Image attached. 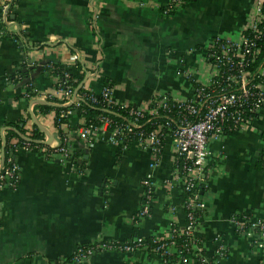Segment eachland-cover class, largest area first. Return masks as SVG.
Here are the masks:
<instances>
[{
	"label": "crops",
	"instance_id": "1",
	"mask_svg": "<svg viewBox=\"0 0 264 264\" xmlns=\"http://www.w3.org/2000/svg\"><path fill=\"white\" fill-rule=\"evenodd\" d=\"M169 1L0 0L2 144L8 125L22 119L24 135L36 125L42 140L52 135L53 144L60 141L55 111L39 108L47 101L70 104L54 101L64 96L52 64L82 78L74 88L83 84L78 96L82 88L100 93L110 86L116 102L140 108L159 94L189 99L194 82L187 74L205 78L215 36L241 39L255 0H186L165 15ZM68 120L82 170L44 151L15 155L19 183L0 190V264H163L148 248L94 251L83 261L73 257L97 242L162 238L173 224L184 225V192L173 182L174 140L167 137L161 163L151 170L148 149H124L110 143L107 132L83 137L79 111ZM209 148L212 175L202 191L206 208L199 231L203 256L189 257L188 264H264V237L238 233L231 223L235 215L264 220V109L247 129L211 139ZM150 172L154 200L150 214L140 218L142 180ZM221 246L225 255L216 252Z\"/></svg>",
	"mask_w": 264,
	"mask_h": 264
},
{
	"label": "built area",
	"instance_id": "2",
	"mask_svg": "<svg viewBox=\"0 0 264 264\" xmlns=\"http://www.w3.org/2000/svg\"><path fill=\"white\" fill-rule=\"evenodd\" d=\"M185 2L186 0H170L163 7L162 12L170 15ZM262 42H264V0H255L252 15L241 39L215 36L209 47V65L205 78L199 80L194 75L187 74L194 82V91L189 99H175L165 93L159 101L154 102L153 97L146 108H140L129 103L116 102L110 86H104L100 93L91 91L92 93L85 96V101L100 100L107 105L127 108L129 116L122 124H114L109 118L103 117L100 125H82L83 137H96L101 132H107L109 142L121 144L124 149L132 145L148 149L152 154L151 170L157 169L161 163V154L167 137L174 140L173 182L180 184L183 192L191 194L186 202L184 225L173 224L176 227H170L166 237L153 239L152 251L160 256L163 264H188L189 257L201 259L203 256V238L200 237L199 231L201 215L206 208L202 191L208 188L212 175L209 166L211 154L209 144L211 139L219 140L227 133L247 129L264 109ZM61 84L64 85L61 91L65 103L81 106L82 100L77 94L75 95L72 84ZM146 112L152 116L145 118ZM69 113L70 110L66 114ZM62 127L66 134L60 135V141L51 145L44 144L45 147L39 151L46 153L50 147L53 152L50 151L51 156L58 155L63 162L70 163L73 169H78L69 132L64 125ZM136 128L138 129L136 134L132 135ZM17 142L15 140V144ZM23 142L21 147H17L18 151L21 149L34 151L31 140ZM8 163L6 167L0 165V190L5 187L15 188L20 180V167L15 156L11 155ZM262 163L264 165V149ZM142 185L143 202L137 214L140 218L150 214L154 200L156 186L152 172L145 176ZM231 223L238 233L252 236L257 232L264 237V220L260 218L235 215L231 218ZM177 236H184V243L182 249L177 252L178 255L172 258L173 248L178 245ZM146 246L147 243L142 237L133 238L127 243L101 241L86 248H79L73 259L83 261L94 251L100 250L135 253ZM216 252L225 255L226 248L218 247Z\"/></svg>",
	"mask_w": 264,
	"mask_h": 264
},
{
	"label": "trees",
	"instance_id": "3",
	"mask_svg": "<svg viewBox=\"0 0 264 264\" xmlns=\"http://www.w3.org/2000/svg\"><path fill=\"white\" fill-rule=\"evenodd\" d=\"M262 48H264V42H262ZM52 72H56L57 74H59L62 77V80L60 83L57 84L56 89H58V91L63 90L64 85H62L61 83H66V84H72V86L74 88H77L79 83L81 82L82 78L77 79L76 75L74 73V71L72 70H64L61 69L59 66H57L56 64H52ZM79 69H81V66L79 65V63L76 65ZM92 93L89 90H86L84 88H82L79 91V98L82 100V104L81 106L77 107L76 104H72L71 106H50V105H44L41 104L39 105V108L44 111V112H49L54 110L55 111V125L57 127L58 133L59 135L63 136L64 134H66L64 128L62 127V125H67L70 128V123L68 120V115L66 114L67 111H79L82 115V117L85 119V122L83 125H90V124H95V125H100L102 123L101 119L104 118H109L111 121H113L114 124H122L126 121V119L129 116V111L127 108L121 107L119 105H115V106H111V105H107L105 103H103L102 101H97V102H93L92 100H87L85 101V96L87 94ZM164 94H159L156 97H154V102L159 101L160 99L163 98ZM54 101L57 102H64V99H62V97H54ZM154 105V104H153ZM152 105V106H153ZM106 109L110 110V112H107ZM152 114H148L146 112L145 118H149L151 117ZM25 120H19L18 123L12 124V125H8L9 129L7 131L6 134V146H5V167L9 164L8 163V159L11 155L15 156L18 154V146H22L23 145V141H25L24 138H22L20 136V134H26L27 133V129L25 128ZM138 129H134L132 135L136 134V131ZM149 131V129H144ZM140 131V130H139ZM31 138V142H32V146H33V150L38 152L39 150H41L44 146V144H41L39 142H37V140H42L44 138V132L38 127V126H34L32 129L29 130V135ZM15 140H17L18 142L15 144ZM2 144V141L0 139V146ZM49 151H47L45 153L46 156H51L52 149L50 147ZM52 153H51V152ZM81 154L78 153L75 150V160L76 162H78V158ZM83 162V161H82ZM78 162V167L79 170H82V166L83 163ZM18 185V184H17ZM189 192H184V197H183V207H184V211L187 212L186 209V202L188 201L189 197H190ZM178 226V224H176ZM171 227H176V226H171ZM200 235V234H199ZM201 238H203L202 234L200 235ZM143 238V237H142ZM155 238V237H154ZM153 237L152 238H143L144 241L147 243V246L144 248H148L150 251L153 250L154 248V244H153ZM204 239V238H203ZM177 240H178V245H176L175 248H173L174 254H172V258L176 257L178 255V251H180V249H182V244L184 243V236H177ZM131 240H127V241H122L120 243H127ZM86 248V247H83ZM142 248V249H144ZM73 260V259H72ZM176 260V259H173Z\"/></svg>",
	"mask_w": 264,
	"mask_h": 264
},
{
	"label": "water",
	"instance_id": "4",
	"mask_svg": "<svg viewBox=\"0 0 264 264\" xmlns=\"http://www.w3.org/2000/svg\"><path fill=\"white\" fill-rule=\"evenodd\" d=\"M83 84H81L79 86V88L75 91V94H77L78 90L81 88ZM47 104L49 105H52V106H60V105H57V104H53L51 102H48L47 101ZM72 103H70L69 105H66V106H71ZM107 112H110V110L106 109ZM20 136L22 138H24L25 140H31L30 137L24 135V134H20ZM37 142L41 143V144H45V145H51L53 143V136H49V139L48 140H37ZM5 146H6V139L3 137V144H2V148H1V167L4 165L5 163ZM0 167V169H1Z\"/></svg>",
	"mask_w": 264,
	"mask_h": 264
}]
</instances>
